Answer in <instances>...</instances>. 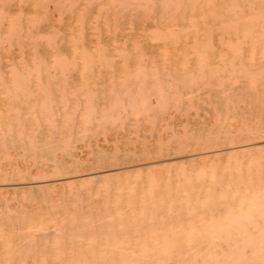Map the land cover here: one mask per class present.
<instances>
[{"label": "rangeland", "instance_id": "1", "mask_svg": "<svg viewBox=\"0 0 264 264\" xmlns=\"http://www.w3.org/2000/svg\"><path fill=\"white\" fill-rule=\"evenodd\" d=\"M85 1L0 0V4H2L0 5V18H5L3 34L10 30L8 29L10 26L8 23L13 19H21V21L26 22V20H30L31 18L35 21L32 24L37 29V33L49 34V36L53 33L62 35L66 32L71 33L69 31L71 27L74 28V31L82 28L84 30L85 27L87 37L85 49H79L74 45L67 46L62 44L61 47L52 48L44 43L43 47L37 50L29 47L26 53L30 58V63L24 66L8 62L7 60L11 59L12 56L16 59L18 53L14 50L15 47H8L9 45H6L7 42L1 44L5 60V62L0 64V130L4 131V134L0 131V145L2 144L0 146L1 183L5 181L22 183L23 180L25 182H34L43 179L42 176L44 177L43 174L46 171H43L44 164L52 165L47 170L48 172H45V175L62 173V170L67 174H75L76 171L86 172L87 170L90 172L101 165L99 158L103 153L109 154L107 162L103 164L118 166L120 163H125V161L134 160L135 162H142L149 156L154 157L163 145L165 147H172V149L177 148L180 142H189L188 145L197 148L218 145V143L220 145H231V140L223 138L224 134L220 133L221 125L214 115L219 111H224L222 107L232 102L216 98L211 90L201 85V82L203 80L214 84L221 83L222 90L220 91V95L223 94L225 89L229 88V95H235L236 97L237 91L244 89L246 86L245 80L247 77L242 74L241 70L247 68H241L238 61H236L235 65L226 66L225 68L221 66V59H223L224 55L227 60H237L238 57L239 59H245L247 57L245 63L251 64L253 55L255 56L252 48L245 46L241 50H237L236 48L225 49L227 42L225 40L219 42L220 37L218 35L211 36L215 48L207 49L202 44H194L193 40L186 41V39H194L195 37L176 36L177 34L158 36L142 33L137 30L136 26L131 24L134 18L130 14H126L120 18L118 13L115 14L114 11L113 14V11L111 12L107 5L99 8L98 5L102 4V0ZM109 2L110 0H103L104 4ZM87 3L89 4L88 6ZM81 23L83 24L81 25ZM169 35L170 38H165L169 37ZM241 37L227 36L225 39H237ZM66 39L70 40L68 36H66ZM103 44H106L107 47H102L101 45ZM115 48H118V54ZM164 51L165 53H162ZM183 51L188 52L183 53ZM198 52L201 56H199ZM190 53L191 55L193 53V55L190 56ZM162 54L164 56L167 54L168 56L164 57ZM206 56L210 57L212 61V64L208 65L209 69L205 65V68H203L201 64L202 59ZM180 60L184 62L181 63ZM199 60H201L200 63ZM89 61L90 64H88ZM189 63L191 66H189ZM144 64L145 68L143 67ZM9 68H12L13 76ZM210 69L212 73H209ZM169 75L171 78H169ZM202 75L205 76L203 77ZM193 76H196L197 83H191ZM61 78L64 80L63 82H61ZM137 78L140 79V83ZM15 82L18 84H15ZM230 82H234L231 87L228 85ZM121 84L124 85L122 86ZM63 87L64 91L66 88L65 92L62 90ZM138 87H141V90L140 88L138 90ZM60 91L64 94H60ZM141 93H144L145 96ZM191 94L195 95L193 99H191ZM187 95L188 97H186ZM150 96L152 97L151 100L146 99ZM147 100L151 102L149 103ZM162 102L167 103V105L165 106ZM42 103L45 105H43L44 107L41 106ZM178 106L180 109H178ZM233 106L235 107L231 109L230 117L227 120L232 132H234V128L241 122L235 118L234 114L240 112L242 114L241 119L246 114V111L243 110L245 102H235ZM13 107L16 108L13 109ZM133 107L141 109L143 112L141 113L139 110L137 113ZM70 109L73 110L71 111ZM14 110L17 111V114ZM40 110L43 111L41 112ZM146 110H149L147 114H145ZM48 112L50 115H48ZM88 113H91L90 117ZM102 113L105 115L103 116ZM33 115L36 117H33ZM114 117L116 118L114 119ZM16 118L21 121L14 123L17 120ZM152 118L155 119L153 120ZM247 120L250 122L251 118ZM70 126L71 128L69 129ZM16 129L18 130L16 131ZM20 129L24 134L23 132L20 134ZM171 136L174 137L171 138ZM199 139H202L201 141L211 139V142L199 143ZM168 143L170 144L168 145ZM19 144H25L23 145L26 146L25 149ZM144 148L146 151H144ZM22 151L25 152L21 153ZM124 151H135L137 153L135 154L136 156L127 160L123 158H119L118 160L112 159L113 154ZM24 154L26 155L24 156ZM254 154L255 152H247L233 156L225 155L218 160L219 162L209 160L195 162L192 158H187L184 161H178V164L171 166L165 164L153 171H137L138 174L135 172V176L134 174L119 173L118 175V173H114L113 177L96 182L78 178L81 183L78 179H75L74 181H66V183L61 181L53 184H43V186L41 184L30 185L24 183L18 184L15 187L0 186V227H3L0 229V233H4L2 235L9 238L12 242L11 246H9L6 240L0 237V256L9 254L13 249L16 257L30 261L27 264H32L31 260L38 258L51 261L57 259L55 257H59V253H41L36 250H42L47 242H52L56 240L55 238H59L55 233L45 237L46 239L35 236L34 239L41 242L37 247L33 244H25L24 242L28 238H24V236L29 233L31 234V232L34 234L52 232L56 228V224H69L70 220L75 218L87 219L88 221L92 219L91 225L107 224L108 216L113 213L111 212L112 208L108 209V207H110L111 201L118 197L117 195L124 196V193L127 192L126 186L135 184L147 186L151 178H165L166 183H168L169 178L183 175L184 171L188 174H195L209 168L212 164H223L237 158L251 157ZM20 155H23V158H17ZM53 155L55 156V160H53ZM11 157L15 160H12ZM189 160L191 162H188ZM59 162L65 163L61 165ZM180 164L181 167L179 168ZM190 165H193V167ZM37 175L38 177L40 176L39 179H36ZM142 191L143 188L138 190L140 193ZM15 198L16 200L14 201L13 199ZM18 229L21 230L19 233L17 232ZM38 229L41 231H37ZM62 232L68 234L70 230L63 229ZM74 255L83 256L82 252L77 248L74 249ZM41 260L36 262V264H44V261Z\"/></svg>", "mask_w": 264, "mask_h": 264}, {"label": "bare ground", "instance_id": "2", "mask_svg": "<svg viewBox=\"0 0 264 264\" xmlns=\"http://www.w3.org/2000/svg\"><path fill=\"white\" fill-rule=\"evenodd\" d=\"M85 2H87V0ZM49 3L51 4V2ZM88 5L89 4L87 3V6ZM103 5H107L109 10L111 12L113 11V14L114 11L115 14L118 13V16H120V18L124 17L126 14H130L131 16H133L134 19L131 21V24L136 26L137 30L142 33H150L158 36H168L166 34H177L176 36L185 35L188 37H195L194 39H186V41L193 40L194 44H202L203 47H207V49L215 48L211 36L218 35L220 37L218 40L219 42H223L224 40L227 42L225 49L236 48L237 50H241L243 49L242 47L245 46H249L253 49L252 51H254L255 56L253 55L251 64L245 63V59L247 57H245V59H239L238 57L237 60H227L224 55L225 58L223 57V59H221V66H224L225 68L226 66L235 65L236 61H238V64L241 68H247L245 70H241L242 74L247 77L245 80L246 86L244 87V89H240V91H237L236 97L235 95H229V88L225 89L223 94L220 95V91L222 90L221 83H219V85L209 83V81L205 82L202 80L201 82V85L204 86V88H208L209 90H211L212 93L215 94L216 98L232 102L231 104H225L222 107V110L224 111H219L214 115L221 125L220 133L224 134L223 138L231 140V145H220L218 143V145L216 144L204 148H197L193 147L192 145H188L189 142H180V144L175 149H172V147L169 146L165 147V145H163L160 147V150L158 149L159 151L154 157L149 156L145 159V161L142 162H135L134 160L125 161L126 164L123 162V164L120 163L118 166H114V164H103L107 162V159L109 158L108 153H103L99 158L101 165L90 172L87 170L86 172L76 171L75 174H67L64 172V170H62L64 173L61 171L62 173H49L50 175H45V172L49 170L52 165L44 164L45 166L43 165V171H46L43 174L44 177L42 176L43 179L34 182H25V180H23L22 183L6 181L4 182V180V183H1L2 181L0 179V186L15 187L18 184L23 183L30 185L41 184L43 186V184H53L61 181L66 183V181H74L78 178H83L85 181L96 182L106 180L109 177H113L114 173H118V175L119 173L132 175L137 171H153L161 167L162 165H175L178 164V161H184L187 158H192V160L195 162L201 160L219 162L218 160L225 155L233 156L244 154L247 152H255V154L251 157L237 158L233 161H227L223 164L211 163L212 166L203 170L202 172H197L195 174H188L183 170V175L177 176L175 178H169L168 183H166L165 178H151L148 182L149 185L147 186L139 184L126 186L125 189L127 192L124 193V196L122 197V195L120 196L119 194L117 195L118 197L116 199L111 201L110 207H108V209L112 208L111 212L113 213L108 216L107 224L91 225L90 222H92V219L88 221L87 219L75 218L70 220L69 224H56V228L52 232L48 231L47 233L45 232V234H34L31 232V234L29 233L30 235L26 234L24 238L28 239H26L24 243L31 245L33 244L36 245V247L41 242L40 240L34 239L35 236L45 238L50 234L55 233V235L59 237L55 238L56 240L52 242H47L42 250L36 249L41 253H59V257H55L57 259H54L52 261L48 259L41 260L42 258L33 259L31 260L33 262L32 264H36V262L40 260L44 261V264H264V0H110V2L107 4H104L102 0V4L98 5V7L101 8L103 7ZM24 22L21 21V19H13L10 23H8L10 24V26L8 27V29L10 30L7 33L3 34L5 18H0V64L5 62L2 54L4 50L1 46V44L4 42L8 43H6V45H9L8 47H15L14 50H16V52L18 53L16 59H14L12 56V58H9V60L7 61L11 64L15 63L23 66L30 63V58L26 53L29 50V47L37 50L43 47V43L52 48L61 47V44L67 46L74 45L79 49H85V47L87 46L85 43L87 39L85 34V27L84 30L82 28L77 31H74V28L71 27L69 30L71 33L66 32L62 35L53 33L50 36L49 34H47V36L43 33H37V29L32 24L35 21L31 18L30 20H26L28 27L26 26V22ZM82 24L83 23H81V25ZM66 36H68L70 40H67ZM227 36L242 37L237 39H225V37ZM165 38H170V35L169 37ZM101 46L107 47L106 44H103ZM115 50L117 52L118 48H115ZM185 52L183 51V53ZM162 53H165V51ZM99 54L97 55L100 56ZM162 55L164 56V54ZM189 55L192 56L193 53L192 55L191 53ZM199 56L201 55L199 54ZM164 57L162 58L164 59ZM167 58L169 59V57ZM97 59L99 60V58ZM182 60H180L181 63L186 61L185 59L184 61ZM200 61L201 60H199V63ZM80 63H82V61H80ZM88 64H90V61ZM201 64L203 65V68H205L204 65L208 67V65L212 64L211 58L207 56L204 57V59H202L201 61ZM189 66H191L190 63ZM143 67L145 68V64ZM183 67L185 66L183 65ZM10 70L12 72V68ZM166 72L168 71L166 70ZM210 72L212 73V70L209 71V73ZM226 72L228 73V71ZM55 76L56 75H54V77ZM202 76L204 77L205 75ZM169 78H171L170 75ZM63 81L64 80H62L61 82ZM196 81V76H193L191 83H197ZM138 82H141L140 79ZM148 82L147 84H149ZM168 82H170V80H168ZM16 83L17 82H15V84ZM233 84L234 82H230V84L228 85H230L231 87V85ZM121 85L123 86L124 84ZM19 88L18 90L21 89ZM139 88L141 90V87H138V90ZM144 88L145 87L143 85V89ZM62 90L64 91V87ZM147 90L149 91V89ZM61 92L62 91H60L59 93L64 94ZM28 94L30 95V93ZM141 94L143 95L144 93ZM194 96V94H191V99H193ZM19 97L21 98L20 95ZM186 97H188V95ZM62 98L60 99L62 100ZM151 98L152 97L150 96L146 99L151 100ZM235 102H245V107L243 108V110L246 111V114L243 119H241L242 114L240 112L234 114L235 118L240 120L241 122L234 128V132H232V129L229 123H227V120L230 117L231 109H234L233 107H235L233 106ZM139 103L141 104V102ZM130 104L129 106H131ZM43 105L44 104L42 103L41 106L44 107L45 105ZM166 105L167 103L165 104V106ZM12 106L14 105L12 104ZM14 108L16 107H13V109ZM134 109V111L137 113L139 112V110L141 111V109L138 108ZM146 109L148 108L146 107ZM178 109H180V107ZM90 110L93 111L92 109ZM148 111L149 110H146L145 114H147ZM142 112L143 111H141V113ZM15 113L17 114V111H15ZM48 115H50L49 112ZM104 115L105 114H103V116ZM33 117L36 116L33 115ZM146 117L148 118V116ZM112 118L111 120H113ZM115 118L116 117H114V119ZM248 118H251L250 122H248ZM17 121L21 120L17 119L14 123H17ZM7 128L9 129L8 126ZM70 128L71 126L69 127V129ZM18 129H16V131ZM1 132H3L4 134V131ZM22 132L20 129V134H22ZM172 137L174 136H171V138ZM199 140V143L211 142V139H205L203 141H201L202 139ZM169 144L170 143H168V145ZM25 147L26 146H23L24 149ZM25 151H22L21 153ZM135 151L115 153L113 154L114 156H112V159L118 160L119 158H123L124 160H127L128 158L136 156L135 154L137 152ZM144 151H146L145 148ZM25 155L26 154H24V156ZM18 157L23 158V155L17 156V158ZM12 160L15 159L12 158ZM53 160H55L54 155ZM8 162L10 163L9 160ZM188 162L191 161L189 160ZM59 163L63 165L65 162ZM178 167L180 168L181 164ZM191 167H193V165ZM37 178L39 179L40 176L38 177L37 175L36 179ZM79 182L81 183V181ZM140 188H143V191L141 193L138 192ZM13 200L15 201L16 198ZM37 207L39 206L37 205ZM2 228L3 227H0V229ZM63 229H69L70 232L68 234L66 232L63 233ZM20 231L21 230L18 229L17 232L19 233ZM37 231L41 230L38 229ZM2 234L4 233H0V237L6 240L7 245L11 246L12 242L10 241V239L3 236ZM76 248L80 250V252H82V257L74 255V249ZM28 262H30L28 261V259L16 257L13 249L9 254L7 253L0 256V264H27Z\"/></svg>", "mask_w": 264, "mask_h": 264}]
</instances>
